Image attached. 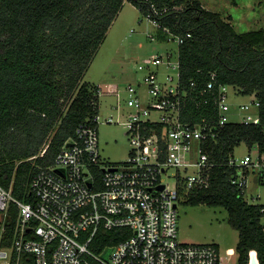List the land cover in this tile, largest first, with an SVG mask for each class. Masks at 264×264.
<instances>
[{
	"label": "trees",
	"instance_id": "16d2710c",
	"mask_svg": "<svg viewBox=\"0 0 264 264\" xmlns=\"http://www.w3.org/2000/svg\"><path fill=\"white\" fill-rule=\"evenodd\" d=\"M125 1L158 24L160 41L191 33L179 45L181 85L190 93L183 120L217 118L220 84L259 100L257 122H229L207 142L216 164L210 185L185 201L226 208L239 232L237 264H264L262 204L231 183L238 171L228 164L243 142L264 152V28L239 32L200 0H0V184L29 200L39 167L54 162L81 124H97L100 86L84 78ZM213 72L218 84L201 95ZM125 230L100 231L93 248L118 242Z\"/></svg>",
	"mask_w": 264,
	"mask_h": 264
},
{
	"label": "built area",
	"instance_id": "2783aa9c",
	"mask_svg": "<svg viewBox=\"0 0 264 264\" xmlns=\"http://www.w3.org/2000/svg\"><path fill=\"white\" fill-rule=\"evenodd\" d=\"M190 36L169 34L168 40L178 44L176 62L173 53L139 62L142 78L127 84L125 98L114 87L119 100L114 109L126 118L121 123L132 146L127 160L104 164L98 114L96 125L81 124L54 162L34 173L29 200L15 197L0 184V264H220L217 243H182L178 238L179 203L211 182L216 164L206 144L220 127L232 122L228 84L218 88L217 118L203 117L194 123L182 119L190 93L181 85L179 45ZM217 84L213 72L200 94ZM191 87H196L195 81ZM259 107L256 98L238 106L239 115L252 108L258 114L244 116L239 123L257 122ZM116 122L113 114L105 118L107 124ZM228 164L237 168L231 183L244 195L252 173L258 172L256 178L264 181V152L258 148L241 159L234 154ZM170 169L175 170L172 186ZM261 210L264 223V204ZM120 228L127 229L125 238L93 248L100 242V231Z\"/></svg>",
	"mask_w": 264,
	"mask_h": 264
},
{
	"label": "rangeland",
	"instance_id": "374dc122",
	"mask_svg": "<svg viewBox=\"0 0 264 264\" xmlns=\"http://www.w3.org/2000/svg\"><path fill=\"white\" fill-rule=\"evenodd\" d=\"M201 4L218 11L229 20L237 31L264 28V0H200ZM157 26L129 1H125L122 10L110 26L107 36L91 61L85 80L102 87L99 99L98 135L100 153L105 165H117L129 157L131 144L126 134V126L121 123L125 116H118V96L113 92L118 87L125 98L124 88L129 83L142 78L137 70L138 63L155 54L173 53V61L178 60V44L175 41H160L156 37ZM151 36H154L153 39ZM176 79V71H172ZM255 97L238 93L230 88L228 103L229 119L242 122L244 116H258L257 110L241 112L238 106L249 104ZM124 100L121 101V105ZM113 114L117 123H105V118ZM250 148L242 143L235 149V157L243 158ZM256 153L257 147L252 148ZM40 154V153H39ZM42 154V152H41ZM41 156V155H39ZM174 169L168 175L169 185L175 183ZM258 172L248 178L245 198L251 203L264 204V181L256 178ZM166 180V178L164 179ZM228 211L224 207L210 206L205 203L192 205L186 201L179 203V241L182 243H217L220 251V264H237V243L239 232L228 222Z\"/></svg>",
	"mask_w": 264,
	"mask_h": 264
},
{
	"label": "crops",
	"instance_id": "0c3cea01",
	"mask_svg": "<svg viewBox=\"0 0 264 264\" xmlns=\"http://www.w3.org/2000/svg\"><path fill=\"white\" fill-rule=\"evenodd\" d=\"M100 86V85H99ZM117 87V86H116ZM100 88H102L101 86H100ZM120 90V89H119ZM121 91V90H120ZM119 101V100H118ZM122 107L124 108V109H126V107L124 106V105H122Z\"/></svg>",
	"mask_w": 264,
	"mask_h": 264
},
{
	"label": "water",
	"instance_id": "95a60500",
	"mask_svg": "<svg viewBox=\"0 0 264 264\" xmlns=\"http://www.w3.org/2000/svg\"><path fill=\"white\" fill-rule=\"evenodd\" d=\"M160 187H161V188H163L164 186H163V185H161Z\"/></svg>",
	"mask_w": 264,
	"mask_h": 264
}]
</instances>
